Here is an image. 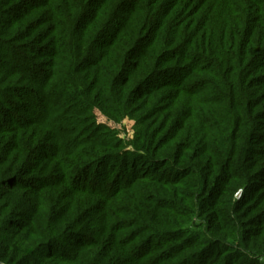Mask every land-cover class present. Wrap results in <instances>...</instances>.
Returning a JSON list of instances; mask_svg holds the SVG:
<instances>
[{
    "label": "trees",
    "instance_id": "trees-1",
    "mask_svg": "<svg viewBox=\"0 0 264 264\" xmlns=\"http://www.w3.org/2000/svg\"><path fill=\"white\" fill-rule=\"evenodd\" d=\"M0 264H264V0H0Z\"/></svg>",
    "mask_w": 264,
    "mask_h": 264
},
{
    "label": "rangeland",
    "instance_id": "rangeland-1",
    "mask_svg": "<svg viewBox=\"0 0 264 264\" xmlns=\"http://www.w3.org/2000/svg\"><path fill=\"white\" fill-rule=\"evenodd\" d=\"M129 125H132V123H130Z\"/></svg>",
    "mask_w": 264,
    "mask_h": 264
}]
</instances>
